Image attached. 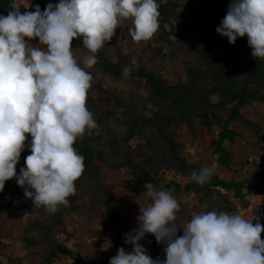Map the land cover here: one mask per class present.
<instances>
[{
    "label": "clouds",
    "instance_id": "obj_1",
    "mask_svg": "<svg viewBox=\"0 0 264 264\" xmlns=\"http://www.w3.org/2000/svg\"><path fill=\"white\" fill-rule=\"evenodd\" d=\"M158 8L157 0H59L43 11L35 5L22 13L12 0L8 14L0 15V192L15 178L33 205L49 213L67 206L84 171V157L74 145L98 129L86 106L93 76L78 65L72 41L82 39L92 53L84 60L90 69L125 20L132 22L134 41L150 40L159 28ZM216 32L229 44L247 36L252 57L264 58V0H231ZM37 38L39 46H31ZM122 71L127 77L131 68ZM26 147L30 154L17 174ZM212 174L205 166L191 179L204 185ZM147 185L142 195L150 203L140 205L138 226L124 235L131 251L120 247L109 264H264V226L253 224V217L213 210L180 224L177 200ZM148 233L166 244L165 259L147 254L140 241Z\"/></svg>",
    "mask_w": 264,
    "mask_h": 264
},
{
    "label": "trees",
    "instance_id": "obj_2",
    "mask_svg": "<svg viewBox=\"0 0 264 264\" xmlns=\"http://www.w3.org/2000/svg\"><path fill=\"white\" fill-rule=\"evenodd\" d=\"M30 1L34 10L35 5L44 10L45 0ZM11 2L0 0V15L8 14ZM58 2L56 0V4ZM157 3V39L165 42L169 51L157 45L153 47L154 53L173 58L183 55L185 77L176 74L177 80L173 81L142 61L133 62L130 55L122 51V44H114L115 59L109 56L107 44L98 50L95 68L114 80L133 82L137 87L144 88L145 94L125 95L99 84L100 92L108 96L105 106H98L88 97L86 106L93 114L98 129L78 138L74 145L78 154L84 157V171L75 182V194L67 198V206L59 205L55 213H49L41 206L39 211L43 219L31 218L26 227L28 235L23 237L25 247L34 248V254L40 257L38 264H52L60 254L73 255L56 236L60 230L67 233L64 218L74 212L88 217L99 210L106 213L105 226L96 233L101 239L107 230L112 229L116 233V242L103 255L102 264H109L120 247H124L126 252L131 251V245L124 243V235L134 228L120 213L119 206L123 202L116 199L112 184L107 182L98 162L110 170L127 168L133 181L148 182L155 189L163 188L159 179L165 177L166 170L188 175L184 190L199 195L205 212L238 213L230 193L247 206L246 196L251 194L248 184L254 176L261 179L264 188L263 163L255 164L245 180L227 181L219 175H212L204 185L196 183L191 179V173L198 172L201 167L187 160L182 152L184 144L176 139L181 123L189 129H193L196 121L208 129L214 125L221 126L219 138L214 139L212 144L218 153L217 162L227 169H232L234 163L231 152L224 148V141L234 142L235 137L240 135L232 128L233 125L240 124L259 139H264V125L242 113V108L254 101L264 103V58L252 57L247 36L238 37L234 44H229L227 37L216 32L231 0H188V3L157 0ZM20 7L22 13L28 11ZM72 45L88 50L82 39H74ZM124 66L131 68L127 77L123 75ZM30 141L31 136L28 135L26 144ZM29 154L30 150L26 147L16 166L17 174ZM172 185V194L182 190L181 184L176 182H170L167 188ZM2 205L18 209L35 207L31 199L24 196V189L17 185L15 178L6 181L3 192H0ZM152 238L148 233L140 243L153 259H165L160 249L166 244L154 240L150 246Z\"/></svg>",
    "mask_w": 264,
    "mask_h": 264
},
{
    "label": "rangeland",
    "instance_id": "obj_3",
    "mask_svg": "<svg viewBox=\"0 0 264 264\" xmlns=\"http://www.w3.org/2000/svg\"><path fill=\"white\" fill-rule=\"evenodd\" d=\"M182 3H188V0H180ZM15 2L24 7L28 11L34 10V6L30 0H15ZM48 3L56 4V0H45L44 5ZM133 28L131 20H125L115 30L113 38L106 42L109 49V56L112 59L116 58L114 44H122V51L130 55L133 62L142 61L147 66L155 71H160L167 79L176 81L177 75L185 77L183 72L184 56H163L154 53V46H164L166 51L169 48L161 39H157V32L148 41L136 42L132 39L129 29ZM33 45L39 46L38 38L31 41ZM73 56L78 65L86 71L91 72L93 79L91 88L88 91V97L93 99L100 107H104L108 101V96L100 92L98 85L100 84L105 89L120 91L125 95L141 93L145 94L144 88L137 87L129 80H114L110 76L103 74L99 69L86 68L84 60L89 55H92L88 50H82L74 47ZM242 113L245 117L252 119L255 122L264 125V103L254 101L242 108ZM232 128L240 135L235 137L234 142L229 140L224 141V148L231 152V161L234 163L232 169H227L217 162L218 153L215 151V146L212 144L214 139L219 138L222 130L221 126L214 125L211 129L202 126L198 121L195 122L193 129H189L185 123H181L176 133V139L184 144L182 152L190 163H195L202 167H210L213 171L212 175H219L224 180L240 181L249 177V174L255 168V164H264V139H259L251 130L242 127L240 124H235ZM264 136V130L262 132ZM139 160V159H138ZM106 175V180L112 184L113 191L117 196L118 201L123 204L119 206L120 213L131 223V228L138 226L137 217L139 216L140 205L146 207L150 201L146 200L142 195L145 192L146 185L149 188L155 189L148 182L133 181L132 175L127 168L110 170L104 167L102 162H98ZM161 173L159 177H161ZM162 189L168 191L178 202L179 212L177 219L180 224L187 222L192 214L204 213L205 208L199 199V195L194 192L184 190V186L188 183L189 176L174 170H166L165 177L160 178ZM170 182L180 183L182 190L179 193H174V186L170 189L167 184ZM258 176L252 177L248 186L251 194L246 196L247 206L239 199L233 197L238 208V213L246 220H252L255 224L257 221L264 226V188ZM224 190L223 192H225ZM247 194V190H246ZM82 204V202H79ZM35 206L26 209H18L13 206H0V264H38L40 257L34 254V248H26L23 237L27 236L26 227L31 218L43 219L39 208ZM231 214V213H229ZM107 218L104 210H99L92 216H83L78 212L68 215L64 218L67 225V233L60 230L56 238L60 243L64 244L67 249H70L73 255L60 254L59 259L52 264H102L103 255L116 242V233L114 230H107L101 237L96 233L104 228ZM182 229L177 232V235H182ZM152 235V234H151ZM146 236V235H145ZM153 236V235H152ZM100 239V244L97 241ZM261 239L264 240V232L261 233ZM155 237L149 242L151 246ZM102 245L105 249L102 250ZM161 247V252L164 253V248Z\"/></svg>",
    "mask_w": 264,
    "mask_h": 264
},
{
    "label": "water",
    "instance_id": "obj_4",
    "mask_svg": "<svg viewBox=\"0 0 264 264\" xmlns=\"http://www.w3.org/2000/svg\"><path fill=\"white\" fill-rule=\"evenodd\" d=\"M244 193H246V189H244Z\"/></svg>",
    "mask_w": 264,
    "mask_h": 264
}]
</instances>
